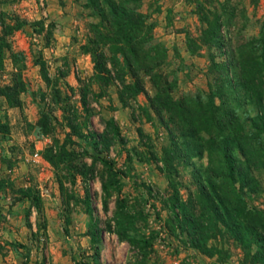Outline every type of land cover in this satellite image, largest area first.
<instances>
[{
	"label": "rangeland",
	"instance_id": "rangeland-1",
	"mask_svg": "<svg viewBox=\"0 0 264 264\" xmlns=\"http://www.w3.org/2000/svg\"><path fill=\"white\" fill-rule=\"evenodd\" d=\"M196 1H141L153 39L167 49L162 70L173 80L175 98L207 93L213 78L233 80L232 71L214 63L228 62L240 44L264 32V0H208L206 7H215L224 21L211 40L202 33L208 26ZM100 11L88 0H0V40L8 46L0 61V264H220L217 256L212 260L188 246L169 207L176 193L184 201L195 196L207 154L185 142L176 114L159 116L151 108L147 95L155 88L144 72L145 92L123 104L109 63L110 75L95 71L85 45L104 23ZM17 23L22 25L15 29ZM188 39L199 48L190 51ZM107 47L101 49L108 54ZM252 110L242 101L238 113ZM43 112L49 114L48 134L37 126ZM51 145L66 149L56 166L43 157ZM102 158L116 173L109 195L101 188L109 178ZM244 196L264 212V169L254 171ZM117 203L133 216V225L125 226L149 241L147 257L114 232L115 217H123ZM208 244L233 264H259L228 234Z\"/></svg>",
	"mask_w": 264,
	"mask_h": 264
},
{
	"label": "trees",
	"instance_id": "trees-1",
	"mask_svg": "<svg viewBox=\"0 0 264 264\" xmlns=\"http://www.w3.org/2000/svg\"><path fill=\"white\" fill-rule=\"evenodd\" d=\"M88 1L100 5L104 22L102 28L98 26L96 29V39L85 45L95 71L110 75L109 63L121 86L119 99L123 104L138 93L145 92L140 77V72H144L155 88L152 96L147 95L151 108L159 116L162 112L171 116L176 114L178 119L175 123L185 142L190 143L192 150H203L207 154V165L199 173L201 177L195 196L188 201L180 200L177 193L169 198L173 220L186 232L188 246L208 257L217 256V260L223 262L228 255L219 257L222 251L209 245L208 241L228 234L248 251L254 263L264 264V212L248 205L244 196V189L254 182V171L264 169V32L240 44L228 62L214 63L217 68L232 71L233 80L213 78L207 93H188L175 98L171 93L173 80H169L162 70L167 49L153 39L152 26L147 22L148 14L141 10L142 0ZM208 2L197 0L196 13L208 26L202 33L216 40L224 21L221 13L214 14L213 10L217 11L215 7L213 10L206 7ZM207 14L214 17L209 20ZM21 25L17 23L15 29ZM106 45L108 54L101 49ZM4 48L8 46L0 40V61ZM187 48L194 51L199 46L188 39ZM127 74L132 82L126 81ZM242 101L253 107V113L243 116L238 113ZM48 117L49 114L43 112L37 123L44 134L51 130ZM165 123L167 125V121ZM109 125H112L111 122L106 121L105 126ZM167 152L169 155L170 151ZM65 154L64 146L57 149L51 145L43 151L44 159L53 166L61 162ZM100 160L109 173L101 188L109 195L115 168L108 159ZM82 175L85 176L83 172ZM74 181L72 176L70 182ZM30 198L39 208L38 197ZM86 205L91 226H94L90 238L98 254V229L92 220L88 199ZM117 208L123 216L115 217L114 232L117 237L138 247L147 257L149 241L136 235L130 225L125 226V223L133 225V216L123 213L122 203H117ZM196 208H199L197 213ZM253 245L256 249L251 253L248 249Z\"/></svg>",
	"mask_w": 264,
	"mask_h": 264
},
{
	"label": "crops",
	"instance_id": "crops-1",
	"mask_svg": "<svg viewBox=\"0 0 264 264\" xmlns=\"http://www.w3.org/2000/svg\"><path fill=\"white\" fill-rule=\"evenodd\" d=\"M170 8H171V5H170ZM71 77V74L68 75V79H70ZM210 259L214 260L215 257H210ZM220 264H233L231 261H230V258L226 259V261L220 263Z\"/></svg>",
	"mask_w": 264,
	"mask_h": 264
},
{
	"label": "built area",
	"instance_id": "built-area-1",
	"mask_svg": "<svg viewBox=\"0 0 264 264\" xmlns=\"http://www.w3.org/2000/svg\"><path fill=\"white\" fill-rule=\"evenodd\" d=\"M36 155H37V153H36Z\"/></svg>",
	"mask_w": 264,
	"mask_h": 264
}]
</instances>
